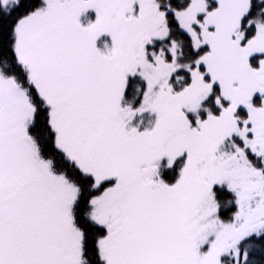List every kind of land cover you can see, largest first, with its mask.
<instances>
[{
	"label": "snow or ice",
	"instance_id": "obj_1",
	"mask_svg": "<svg viewBox=\"0 0 264 264\" xmlns=\"http://www.w3.org/2000/svg\"><path fill=\"white\" fill-rule=\"evenodd\" d=\"M0 264H264V0H0Z\"/></svg>",
	"mask_w": 264,
	"mask_h": 264
}]
</instances>
